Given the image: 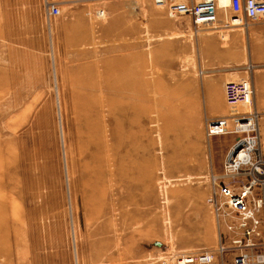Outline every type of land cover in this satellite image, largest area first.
Wrapping results in <instances>:
<instances>
[{"label": "rangeland", "instance_id": "374dc122", "mask_svg": "<svg viewBox=\"0 0 264 264\" xmlns=\"http://www.w3.org/2000/svg\"><path fill=\"white\" fill-rule=\"evenodd\" d=\"M195 31L153 0H0V264H162L171 245H217L211 180L239 134L208 138L205 119L230 114L224 84L244 77L264 110V22ZM197 119L201 161L186 159ZM194 165L164 205L161 168Z\"/></svg>", "mask_w": 264, "mask_h": 264}, {"label": "built area", "instance_id": "2783aa9c", "mask_svg": "<svg viewBox=\"0 0 264 264\" xmlns=\"http://www.w3.org/2000/svg\"><path fill=\"white\" fill-rule=\"evenodd\" d=\"M153 0L174 19L188 18L196 33L224 28L248 30L264 22V0ZM227 12H222L223 9ZM50 16H59L57 3L48 6ZM102 15L104 10H99ZM205 37V36H203ZM230 114L206 118V137L239 134L228 150L223 173L213 175L208 199L218 232L213 248L173 249L162 264H264V156L260 145L261 113L254 105L250 78L224 84Z\"/></svg>", "mask_w": 264, "mask_h": 264}, {"label": "bare ground", "instance_id": "6f19581e", "mask_svg": "<svg viewBox=\"0 0 264 264\" xmlns=\"http://www.w3.org/2000/svg\"><path fill=\"white\" fill-rule=\"evenodd\" d=\"M221 4L223 5V6H227V0H222L221 1ZM139 8V7H138ZM228 11V9L226 8V9H223L222 10V12H227ZM104 14H105V12L102 14L103 16H104ZM218 29V28H217ZM221 29V28H220ZM232 32H237V31H240V32H242V34H243V28L241 27H236V28H234V29H230ZM207 33L205 34V36H208V35H212V34H214V33H216V31L215 30H208V31H206ZM181 34H182V32H181ZM227 36L226 37H224L226 40H229L230 39V34H226ZM181 36H180V33H178V32H173V33H169V34H164V35H160L159 37H158V39L159 40H164V39H169V40H173V39H179ZM148 41H149V45L151 44V41H152V37L151 36H149L148 38ZM258 43V42H257ZM257 43H255L254 44V46L257 48V49H262V50H264V47H262L263 46V43H261V44H259L260 46H258L257 45ZM228 74H230V73H228ZM232 77L234 76V75H236V72H233L232 74ZM247 77H244V78H241V79H246ZM240 80V79H239ZM211 82V81H210ZM216 86L212 83L208 88L209 89H212V90H214V88H215ZM156 136H157V146H158V153L161 155V156H163V142H162V138H161V135H160V133H157L156 134ZM165 167H162L161 168V173L163 174V176H161V185L159 186V189H161V192H162V195H163V204L164 205H168L169 203H170V199H169V195H168V188H169V186L171 187V186H175L176 185V182L177 181H181V180H187V181H191L193 178H195L194 176H191L190 174L189 175H187V176H178V177H176V178H174V177H172V178H170V177H168L166 174H165V169H164ZM207 176V175H206ZM205 175H201V176H198V178H205L206 177ZM180 183V182H179ZM164 223H166V228L168 229V227H169V225H170V223H171V221H170V219H169V217H167V219H166V221L164 222ZM170 228V227H169ZM167 231V230H166ZM168 232V231H167ZM172 233V232H171ZM171 237H174L172 234H171ZM175 247L174 246H172L171 245V249L173 250ZM163 257H165V255L164 256H159V257H156V258H154V259H159V258H163ZM157 259V260H158Z\"/></svg>", "mask_w": 264, "mask_h": 264}, {"label": "crops", "instance_id": "0c3cea01", "mask_svg": "<svg viewBox=\"0 0 264 264\" xmlns=\"http://www.w3.org/2000/svg\"><path fill=\"white\" fill-rule=\"evenodd\" d=\"M261 31H263L262 29H259ZM212 80H206V89H205V96L208 97L210 94V89L208 88L212 82H210ZM220 82V80L218 81ZM212 95V93H211ZM220 96V105L223 106V96L221 97V93L218 95V97ZM222 102V103H221ZM222 113L221 110L216 111V113L213 115V117L215 118L216 116H220V114ZM200 118V117H199ZM198 118V119H199ZM197 119V122L195 124V129L194 127L190 128L189 130V136H190V142L188 143L189 146V151H188V156L186 157V159L188 160H196V161H201V145H202V133L200 132V122ZM259 131H260V145H261V150H262V154L264 156V110L261 112V117L259 119ZM193 146V147H192ZM191 148V149H190ZM195 149V150H194ZM203 161V159H202ZM180 174H178V176H187V175H191V176H196L198 175L197 172L203 170V168H201L200 166H192V167H180ZM142 191V190H141Z\"/></svg>", "mask_w": 264, "mask_h": 264}, {"label": "water", "instance_id": "95a60500", "mask_svg": "<svg viewBox=\"0 0 264 264\" xmlns=\"http://www.w3.org/2000/svg\"><path fill=\"white\" fill-rule=\"evenodd\" d=\"M154 244H155L156 246H160V247L162 246V243H161V242H158V241L155 242Z\"/></svg>", "mask_w": 264, "mask_h": 264}]
</instances>
